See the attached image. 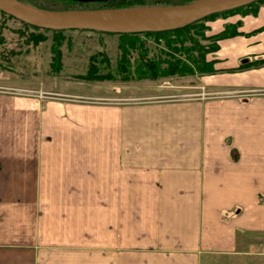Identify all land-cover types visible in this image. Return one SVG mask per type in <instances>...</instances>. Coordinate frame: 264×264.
I'll list each match as a JSON object with an SVG mask.
<instances>
[{"label": "crops", "instance_id": "obj_1", "mask_svg": "<svg viewBox=\"0 0 264 264\" xmlns=\"http://www.w3.org/2000/svg\"><path fill=\"white\" fill-rule=\"evenodd\" d=\"M201 77L225 97L118 105L0 86V264H264V7ZM101 100V99H97Z\"/></svg>", "mask_w": 264, "mask_h": 264}, {"label": "rangeland", "instance_id": "obj_2", "mask_svg": "<svg viewBox=\"0 0 264 264\" xmlns=\"http://www.w3.org/2000/svg\"><path fill=\"white\" fill-rule=\"evenodd\" d=\"M28 5L63 10L65 7L77 9H95L101 7V0H23ZM242 9L232 13L219 14L207 19L200 27L197 36L191 34L203 50L214 45L208 29L216 18H228L242 14ZM157 37L144 34L120 36L85 30L32 29L22 22L3 15L0 12V86L2 91L11 95L25 96L39 100L56 99L79 103H107L118 105L151 104L162 102L191 101L203 98L225 97L227 93L214 92L218 88L206 86L201 77L209 74H193L160 77L153 81L140 79L135 67L142 57L155 61L165 59L168 54L165 43ZM172 39V38H171ZM183 43L185 48L193 47L192 41ZM141 45L142 49L138 46ZM129 46H133L131 49ZM102 54L90 63L93 55ZM208 55L206 57V60ZM129 60L124 68L118 63ZM214 65V64H213ZM98 67V73L104 75L102 81L93 82L85 76L88 69ZM124 66V65H123ZM195 70V68H194ZM86 74V75H85ZM1 90V88H0ZM228 96V94H227ZM101 99V100H97ZM227 264H257L242 257V261Z\"/></svg>", "mask_w": 264, "mask_h": 264}, {"label": "water", "instance_id": "obj_3", "mask_svg": "<svg viewBox=\"0 0 264 264\" xmlns=\"http://www.w3.org/2000/svg\"><path fill=\"white\" fill-rule=\"evenodd\" d=\"M256 1L194 0L177 6L47 10L18 0H0V11L42 30H85L121 35L174 30L206 16L242 8Z\"/></svg>", "mask_w": 264, "mask_h": 264}, {"label": "trees", "instance_id": "obj_4", "mask_svg": "<svg viewBox=\"0 0 264 264\" xmlns=\"http://www.w3.org/2000/svg\"><path fill=\"white\" fill-rule=\"evenodd\" d=\"M20 2L25 3L23 0H18ZM68 0H65L66 2ZM74 2L76 0H73ZM194 0H101L102 2L101 7L95 8V9H115V8H127V7H141V6H177V5H184L187 3H190ZM77 2V1H76ZM31 5V4H30ZM40 9H47V10H54L55 8L51 7H42L37 4L31 5ZM264 7V0H257L256 2H253L247 6H244L242 8V14L248 15V14H254L256 10L260 7ZM238 9L221 12L213 15L206 16L196 22L187 24L183 27L169 30V31H163V32H149V33H143L145 36H153L157 37L156 39L161 40L165 43L166 48H168V54H162L165 56V59L162 58L161 60H145L142 57L139 59V64L135 67L136 75L140 77V79H150V80H157L160 77H171V76H177V75H189L193 74L195 71L199 72L201 74H212L214 73L213 69V62L207 61L206 57L209 54H212L216 52L217 50V42L229 38L234 37L238 35L237 33V25H226L224 27V30L217 34L212 36V39L214 40V45L209 46L203 50V48L198 47L196 44V41L190 40L191 37H195L200 33V27L203 26V22L207 19H213L214 17H217L219 14H225V13H232ZM63 10H87V9H77L73 7H65ZM2 13V12H1ZM3 15H6L2 13ZM8 16V15H6ZM10 17V16H8ZM24 24V23H23ZM27 27H30L32 29H38L29 25L24 24ZM52 32H60V31H52ZM98 33V32H97ZM105 34V33H104ZM193 34V36H191ZM130 34H121L120 36H127ZM132 35V34H131ZM135 35V34H133ZM172 38V39H171ZM187 40L192 41L193 47L185 48L183 43ZM131 49H134L133 46H129ZM139 49H142V46H138ZM102 54H96L93 55L90 58V63L94 64L93 60H96L97 57ZM125 64L129 63V60H125ZM118 67L120 69L124 68V71L121 72V74L127 73L125 70V64L124 60L120 63H118ZM124 65V66H123ZM264 65V57L260 58L258 60H255L253 62H249L246 64L241 65V69L246 68H252V67H261ZM195 68V70H194ZM89 75L85 76V78H88L89 80H92L93 82L102 81L104 79V75L98 73V67L93 66L91 67V70L88 69ZM86 75V74H85Z\"/></svg>", "mask_w": 264, "mask_h": 264}]
</instances>
